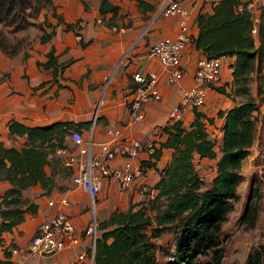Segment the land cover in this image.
<instances>
[{"label": "trees", "instance_id": "trees-1", "mask_svg": "<svg viewBox=\"0 0 264 264\" xmlns=\"http://www.w3.org/2000/svg\"><path fill=\"white\" fill-rule=\"evenodd\" d=\"M137 1L142 10L156 8L147 0ZM241 1L218 0L211 13L200 10L198 32L191 35V43L205 56H235L231 63L232 80L212 86L227 95L230 94L229 84L237 91H247L243 82L257 70V64L264 69V17L257 34L259 39L252 32L250 14L238 8ZM44 3L55 8L53 0H0V23L10 25L15 31L35 24L42 29L40 39L46 41L52 32L47 31L44 24L53 23L47 17L41 21L34 19ZM100 9L102 13H117L119 5L101 0ZM52 12L62 20L56 8ZM21 41L23 39L19 38L11 45L2 35L0 46L5 52L15 54L21 49ZM47 56L38 63L52 67L57 75L65 64L57 61L54 48ZM246 94L245 100L218 111L224 116L220 139L211 135L206 126L205 118L214 122V116L200 108L195 107V118L189 126L184 125L182 118L164 125L168 135L161 146L155 147L152 155L158 159L162 146H170L173 148L171 159L164 167H158L160 179L138 206L131 203L128 210L115 209L108 218L100 221L92 264H160L156 238L164 232L174 233L177 239L182 235L185 241H182L183 247L177 249L183 251H172L162 264H199L197 255L211 249L215 251L213 264L220 263L223 252L217 247L219 234L238 195V184L244 178L240 167L250 153L258 128L259 104L251 92ZM91 123L92 119H59L47 124H28L15 117L9 120V133L25 135L26 139L20 146L8 145L0 139V179L11 183L0 195V233L21 222L27 211L37 210L38 203L24 196V188L40 183L44 192L50 194L59 185L57 172L61 168L72 174V168L64 162V155L57 154L55 149L69 142L72 129L89 127ZM195 154L216 159V173L209 185L195 166ZM147 165L157 166L156 159L142 161L143 170ZM47 166L52 167L49 172ZM191 240L195 245H191ZM0 264L8 262L0 259ZM247 264H264V244L251 252Z\"/></svg>", "mask_w": 264, "mask_h": 264}, {"label": "crops", "instance_id": "crops-1", "mask_svg": "<svg viewBox=\"0 0 264 264\" xmlns=\"http://www.w3.org/2000/svg\"><path fill=\"white\" fill-rule=\"evenodd\" d=\"M84 1L86 0H53L62 20H58L53 12L41 17V20L47 17L53 23L44 24L52 35L46 41L40 38L35 41L25 58L22 51H19L22 56H16L15 53L14 59V56L0 50V139L8 145L16 146L21 145L19 141H25V135L9 133L8 122L12 117L28 124H47L59 119H92L89 127L81 126L80 130L88 134L94 125V137L97 141L107 138V126H121L126 134L141 138L148 137L158 127L160 133L155 147L161 146L168 135L163 129L164 125L175 120L171 118V108L179 101L182 89L194 82L197 59L204 53L193 43H189L183 56L185 74L178 82L171 83L158 58L147 52L149 44L157 38L176 35L178 32L177 18L165 15L155 17L163 0H147L156 5L153 10H142L137 0H109L112 4L119 5L117 13H102L101 0H87V7ZM189 1L191 31L196 34L199 29L198 12L202 10L206 14L211 13L213 4L218 0ZM34 19L39 21L38 16ZM68 23L72 25L67 26ZM52 48L57 61L65 64L57 75L52 67L38 63L47 59V52ZM234 58L233 55L224 59L220 84L232 80L231 63ZM137 69H156L160 72L158 85L162 96L145 103L142 108L145 116L142 119H134L131 113V101L136 96V81L132 74ZM81 79L83 86L78 87L77 82ZM73 91L76 95L71 102L70 95ZM220 93L210 86L206 104L199 107L208 115L214 116V122L207 118L205 122L209 131L210 128L219 130V137L223 133L221 125L224 116L219 115L218 111L232 106L228 104L226 107V100L219 99ZM194 110L192 106L185 107L182 116L185 126H189L195 118ZM172 152V147L162 146L157 159L152 155L153 151H142L139 158L142 161L156 159L157 166L147 165L132 186L123 187L118 181L105 180L96 201L99 219L108 218L115 209L128 210L131 203L138 206L146 198V194L140 191L139 184L143 181L151 186L155 185L161 177L158 167L162 168L168 163ZM123 159L124 157H117L115 162L120 163ZM196 159L212 161L215 158L195 154L194 160ZM46 169L50 171L48 166ZM57 179L59 185L50 194L44 192L40 183L23 189L24 196L37 202L38 207L35 212L27 211L25 218L12 229L0 233V259L6 260L8 264H68L77 253L87 250L86 239L74 247H66L53 253L29 255L22 260L11 250L12 245L27 246L38 225L56 210L59 203L49 204L50 197L60 199L62 195H66L69 198L66 210L72 216L77 230L82 231L88 223L92 215L89 193L74 183L71 175L62 179L57 174ZM10 185L8 180L0 179V195Z\"/></svg>", "mask_w": 264, "mask_h": 264}, {"label": "built area", "instance_id": "built-area-1", "mask_svg": "<svg viewBox=\"0 0 264 264\" xmlns=\"http://www.w3.org/2000/svg\"><path fill=\"white\" fill-rule=\"evenodd\" d=\"M189 2V0H163L155 17L165 15L177 18L178 32L176 35L157 38L147 48L150 56L158 58L166 71L167 80L171 83L178 82L185 74L183 56L193 34L190 26ZM238 8L250 14L252 32L257 35L264 17V0H242ZM226 57L227 55L224 54L198 57L194 82L182 89L179 101L171 108V118L181 119L187 106L199 108L206 104L208 88L221 81V71ZM132 76L136 81V96L131 101V113L134 119H142L145 116L142 109L145 103L160 99L162 96L158 85L160 72L156 69H137L133 71ZM94 129L93 125L88 134L77 128L72 129L69 142L55 149L57 154L64 155L65 164L72 168L71 178L74 183L89 193V207L93 208V213L88 223L82 231L77 230L72 216L66 210L69 198L66 195H62L60 199L50 197L49 204L59 203L56 210L38 225L27 246L12 245L11 247L12 252L17 253L21 260L29 255L53 253L66 247H74L86 239L87 250L77 253L68 264H92L96 240L100 233V220L95 206L104 181L112 179L123 187L132 186L137 177L144 172L142 160L139 158L141 152L154 151L160 133V129L155 127L148 137L141 138L126 134L121 126H107L105 129L107 138L97 141L94 137ZM117 157L124 159L116 163ZM139 189L146 194L151 189V185L142 181Z\"/></svg>", "mask_w": 264, "mask_h": 264}, {"label": "rangeland", "instance_id": "rangeland-1", "mask_svg": "<svg viewBox=\"0 0 264 264\" xmlns=\"http://www.w3.org/2000/svg\"><path fill=\"white\" fill-rule=\"evenodd\" d=\"M84 4L86 7L89 5L87 0L84 1ZM53 9L55 8L51 7L49 4H42L41 10L37 14L39 21H41V17L43 18L44 15L52 12ZM80 25L82 26L81 23ZM41 33L42 29L35 24L15 31L11 29L10 25H3L0 23V39L1 36L4 35L6 42L11 45L16 43L19 38L23 39V41H21V49L19 50L23 52V58L28 56L30 48L33 47L35 41H38ZM257 37L260 39V35H257ZM0 50H3L1 46ZM6 53L9 56H14V54ZM19 55L20 53H16V56ZM14 59H16L15 56ZM257 67V70L250 73L247 81L243 82L244 84L241 83L248 88L247 91L254 95L255 100L259 104V109L257 110L258 128L255 140L250 147V153L243 159L240 167L244 174V178L238 184V195L233 200V206L224 219L219 234V243L217 247L223 252L219 264H247L251 252L261 244H264V69H260L258 64ZM82 81L83 79L77 82L78 87L83 86ZM228 90L231 95L224 93L218 94L220 96L219 99L222 101L226 100V107L229 106L228 104L231 106L245 100L247 95L246 89L237 91L235 90V86L229 84ZM77 91H80V89L77 88ZM75 95V91H73L70 95L71 102L75 99ZM210 131L212 132H210L211 135L218 136V129L210 128ZM218 139H220L219 136ZM18 143L22 144L23 141H19ZM18 143L16 142V144ZM217 149L218 154H220V148L218 147ZM215 163V159L212 161L196 159L195 161V166L205 178L207 185L211 183V179L216 173ZM49 169L51 170L52 167L49 166ZM57 173L62 179L70 175V173L63 168ZM95 207L96 213L98 214V205L96 204ZM90 211L93 213V208H90ZM156 240L158 243L157 255L160 264H162L164 260H168L169 253H172V251H177V253L183 251L177 250L185 241L182 235L180 237L178 236L177 239L174 233L164 232L158 236ZM190 243L191 245H195L194 240H191ZM214 254V249H211L209 252L197 255L196 260L198 259L199 264H213L215 260Z\"/></svg>", "mask_w": 264, "mask_h": 264}]
</instances>
